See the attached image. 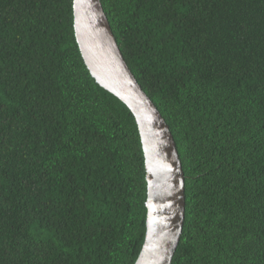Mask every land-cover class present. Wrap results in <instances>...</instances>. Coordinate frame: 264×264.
<instances>
[{"label":"trees","instance_id":"1","mask_svg":"<svg viewBox=\"0 0 264 264\" xmlns=\"http://www.w3.org/2000/svg\"><path fill=\"white\" fill-rule=\"evenodd\" d=\"M184 175L171 264H264V0H100ZM132 113L81 57L73 0H0V264H135Z\"/></svg>","mask_w":264,"mask_h":264},{"label":"water","instance_id":"2","mask_svg":"<svg viewBox=\"0 0 264 264\" xmlns=\"http://www.w3.org/2000/svg\"><path fill=\"white\" fill-rule=\"evenodd\" d=\"M74 32L96 84L134 116L147 182L145 241L135 264H171L185 220L184 175L170 130L123 59L100 0H73Z\"/></svg>","mask_w":264,"mask_h":264}]
</instances>
